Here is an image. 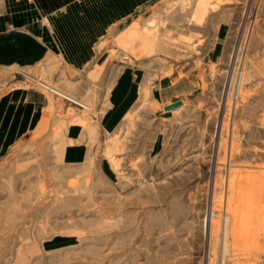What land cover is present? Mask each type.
I'll return each mask as SVG.
<instances>
[{
    "label": "rangeland",
    "instance_id": "374dc122",
    "mask_svg": "<svg viewBox=\"0 0 264 264\" xmlns=\"http://www.w3.org/2000/svg\"><path fill=\"white\" fill-rule=\"evenodd\" d=\"M102 50L79 96L0 71V264H264V0H144Z\"/></svg>",
    "mask_w": 264,
    "mask_h": 264
},
{
    "label": "crops",
    "instance_id": "0c3cea01",
    "mask_svg": "<svg viewBox=\"0 0 264 264\" xmlns=\"http://www.w3.org/2000/svg\"><path fill=\"white\" fill-rule=\"evenodd\" d=\"M144 0H0V71L44 72L64 88L104 85L111 62L103 40L137 16ZM98 60V61H96ZM121 65L111 86H126ZM85 90V89H83ZM80 95L78 89H71ZM81 92V91H80Z\"/></svg>",
    "mask_w": 264,
    "mask_h": 264
},
{
    "label": "bare ground",
    "instance_id": "6f19581e",
    "mask_svg": "<svg viewBox=\"0 0 264 264\" xmlns=\"http://www.w3.org/2000/svg\"><path fill=\"white\" fill-rule=\"evenodd\" d=\"M239 76V75H238ZM237 83V82H236ZM46 86V85H45ZM49 88V87H48ZM50 89V88H49ZM237 89V88H236ZM56 93H58V94H60L61 96H64V97H66V98H68V99H70V100H72V101H74L73 99H71V98H69L68 96H66L65 94H63V93H61V92H58V91H56V90H54ZM237 92H240L239 90L237 91ZM243 93V92H242ZM75 102V101H74ZM76 103H78V102H76ZM230 140V139H229ZM257 171V170H256ZM228 184V183H227ZM247 195V194H246ZM240 197V196H239ZM242 197V196H241ZM237 198V197H236ZM248 198V197H247ZM220 201V200H219ZM232 201V200H231ZM243 201V200H242ZM231 203V202H230ZM240 205H243L242 203H239ZM250 204H252V203H250ZM227 206V205H226ZM238 207H240V206H238ZM247 206H245V208H246ZM241 209H242V207H240ZM249 208V207H248ZM239 209V208H238ZM236 210V209H235ZM243 210H245L244 209V207H243ZM247 210V209H246ZM228 211V210H227ZM238 211V210H237ZM249 211V210H248ZM213 212V211H212ZM235 213H236V211H234ZM262 212V211H261ZM262 214H264V213H262ZM261 214V215H262ZM235 215V214H234ZM241 215V214H240ZM243 215V214H242ZM252 215V214H251ZM212 216H213V213H212ZM247 216H248V214H247ZM215 217V216H214ZM223 217V216H222ZM225 217V216H224ZM232 217V216H231ZM243 217H244V215H243ZM252 217V216H251ZM208 218H211L210 216L208 217ZM234 218V217H233ZM238 218H239V215H238V213L236 214V217L234 218V225L235 224H237L238 223ZM244 218H247V217H244ZM253 218V217H252ZM262 219H264V216H262ZM213 220L214 219H212L211 218V221H210V223H211V228H212V224H213ZM226 220V224H227V218L225 219ZM254 220V219H253ZM209 221V220H208ZM215 221V220H214ZM223 221V220H222ZM242 221V220H241ZM247 221V220H246ZM250 221V220H249ZM260 222V221H259ZM253 223V222H252ZM264 224V222H260V224ZM225 224V225H226ZM232 224V223H231ZM244 224V223H243ZM209 225V224H208ZM224 225V224H223ZM233 225V224H232ZM251 225V224H250ZM246 226V225H245ZM261 226V225H260ZM262 226H264V225H262ZM222 227V226H221ZM224 227V226H223ZM256 227V226H255ZM231 229H232V227H231ZM233 229H234V227H233ZM245 229H247V227L245 228ZM212 230V229H211ZM209 232V231H208ZM224 233V235H225V238L223 239L224 240V245L226 244V234H227V227L225 226V229H224V231H223ZM253 233V232H252ZM231 234V233H230ZM221 239V238H220ZM227 245V244H226ZM223 251V250H222ZM245 260V259H244Z\"/></svg>",
    "mask_w": 264,
    "mask_h": 264
},
{
    "label": "water",
    "instance_id": "95a60500",
    "mask_svg": "<svg viewBox=\"0 0 264 264\" xmlns=\"http://www.w3.org/2000/svg\"><path fill=\"white\" fill-rule=\"evenodd\" d=\"M161 84H162V86H166V85L168 84V80H167V79L162 80ZM180 104H181V101L179 100V101H177V102H174V103H172V104L167 105L166 108H167V109H169V108H174V107H176V106H178V105H180Z\"/></svg>",
    "mask_w": 264,
    "mask_h": 264
}]
</instances>
